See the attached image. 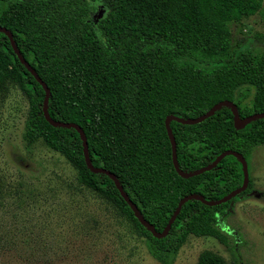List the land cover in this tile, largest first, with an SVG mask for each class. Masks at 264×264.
Returning <instances> with one entry per match:
<instances>
[{"label":"trees","instance_id":"obj_1","mask_svg":"<svg viewBox=\"0 0 264 264\" xmlns=\"http://www.w3.org/2000/svg\"><path fill=\"white\" fill-rule=\"evenodd\" d=\"M263 2L0 0V27L13 34L48 86L51 119L82 128L92 165L114 174L143 217L163 233L182 199L215 202L244 184L243 164L232 154L211 170L183 177L166 121L199 118L221 102L235 104L242 120L264 113V56L236 35L244 20L262 11ZM101 6L107 14L96 19ZM256 38L264 42V33ZM7 84L17 86L29 103L26 147L41 141L64 156L81 186L103 194L135 222L160 264H174L190 235L218 240L231 251L234 264H243L245 241L229 220L235 204L253 191L250 161L264 146V118L237 128L226 106L193 125L170 123L184 173L206 168L231 151L245 158L249 183L224 204L188 200L169 232L158 238L137 219L114 179L88 168L80 132L47 121L46 90L0 31V89ZM196 264L229 263L204 252Z\"/></svg>","mask_w":264,"mask_h":264},{"label":"rangeland","instance_id":"obj_2","mask_svg":"<svg viewBox=\"0 0 264 264\" xmlns=\"http://www.w3.org/2000/svg\"><path fill=\"white\" fill-rule=\"evenodd\" d=\"M101 6L96 19L105 17ZM262 11L236 34L264 56ZM29 103L14 84L0 89V264H160L146 238L115 202L81 186L77 170L43 142L23 139ZM251 196L235 204L230 224L242 235L243 264H264V146L250 161ZM212 252L234 264L218 240L190 235L174 264H196Z\"/></svg>","mask_w":264,"mask_h":264},{"label":"water","instance_id":"obj_3","mask_svg":"<svg viewBox=\"0 0 264 264\" xmlns=\"http://www.w3.org/2000/svg\"><path fill=\"white\" fill-rule=\"evenodd\" d=\"M0 31L1 32H5L10 40H11V43H12V46L14 48V51L15 53L17 54V56L19 57V59L21 60L22 64H24L26 66V68L33 74V76L36 78V80L44 87V89L46 90V97H45V101H44V104H43V111H44V114H45V117L47 119V121L52 124L53 126L55 127H61V128H75L77 129L81 136H82V139H83V144H84V152H85V160H86V164L88 166V168L94 172V173H97V174H104V175H108L110 176L111 178L114 179V181L116 182L117 186H118V189L121 193V195L123 196V198L128 202V204L130 205V207L133 209L137 219L150 231L152 232V234L155 236V237H158V238H162L164 237L170 230L172 224L174 223V221L176 220L178 214L181 212L182 210V207L183 205L190 199L192 198H197V199H200L201 201L205 202L206 204L208 205H211V206H215V205H220V204H224V203H227L229 202L230 200H232L233 198H235L237 195L241 194L242 192H244L247 187H248V183H249V171H248V164L245 160V158L237 153V152H231V151H227L223 154H221L217 160L211 164L210 166L206 167V168H203L201 170H198V171H195V172H192V173H184L180 168H179V165H178V156H177V143L175 141V138L173 137V133H172V129L170 127V123L173 121V120H176V121H180L184 124H188V125H193V124H196V123H199V122H202L204 121L205 119H207L208 117L212 116L218 109L222 108V107H226V106H229L232 108L233 112H234V119H235V125L237 128H245L247 125H249L252 121L256 120V119H259V118H264V113H261V114H256L246 120H242L240 117H239V111L236 107L235 104L231 103V102H221L217 105H215L208 113L204 114L203 116L199 117V118H196V119H193V120H182L180 118H177L175 116H170L167 121H166V127H167V130H168V133H169V137L171 138V141H172V144H173V151H174V162H175V166L178 170V172L183 176V177H186V178H191L193 176H196V175H200L208 170H211L213 168H215L220 162L221 160L227 156V155H235L236 157H238L242 164H243V167H244V173H245V179H244V184L241 188H239L238 190L232 192L231 194H229L228 196L218 200V201H215V202H207L205 201L204 199L200 198V197H197V196H188L184 199L181 200L174 216L172 217L170 223L168 224L167 228L165 229V231L163 233H158L155 228L143 217L142 213L140 212V210L138 209V207L131 201V199L128 197V195L125 193L123 187L121 186V183L119 182L118 178L110 173L109 171L107 170H104V169H98L96 167H94L90 161V157H89V145H88V142H87V139L85 137V134L82 130L81 127H79L78 125L76 124H72V123H60V122H56L54 121L53 119H51L50 115H49V112H48V102H49V99H50V90L48 88V86L43 82V80L39 77V75L37 74V72L35 71V69L33 67H31V65H29V63H27V61L25 60V58L23 57V55L21 54L17 44H16V41L13 37V34L6 28H3V27H0Z\"/></svg>","mask_w":264,"mask_h":264}]
</instances>
